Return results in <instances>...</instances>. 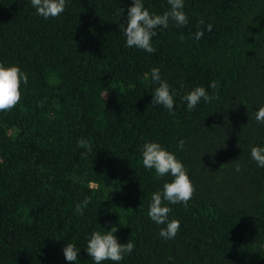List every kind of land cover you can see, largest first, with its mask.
<instances>
[{"label":"trees","instance_id":"trees-1","mask_svg":"<svg viewBox=\"0 0 264 264\" xmlns=\"http://www.w3.org/2000/svg\"><path fill=\"white\" fill-rule=\"evenodd\" d=\"M142 2L152 14L171 9ZM132 4L66 0L45 19L31 0H0V64L28 76L20 103L0 112V264H95L87 242L112 228L134 250L102 264H264V167L251 157L264 147V0H184L188 24L158 28L151 54L126 45ZM153 68L175 93L172 113L151 104ZM196 87L214 99L189 111L183 97ZM149 142L196 189L187 207L164 202L180 222L174 239L148 215L173 180L143 166Z\"/></svg>","mask_w":264,"mask_h":264},{"label":"clouds","instance_id":"clouds-1","mask_svg":"<svg viewBox=\"0 0 264 264\" xmlns=\"http://www.w3.org/2000/svg\"><path fill=\"white\" fill-rule=\"evenodd\" d=\"M171 6L170 11L162 15L152 14L144 6L142 0H133L132 6L127 11V26L124 27V35L126 37V45L146 51L147 53H155L156 49L152 46V38L157 35L158 28H168L170 20L178 27L186 26L188 18L183 11L184 0H168ZM31 6L36 9L39 16L48 18L59 17L66 9V0H31ZM123 11V10H121ZM204 23L203 20L200 21ZM212 25H207V30H212ZM203 37L202 31H197L195 38L197 40ZM151 79L158 84L153 93L151 104L153 106H161L170 113L174 108V95L170 90L167 81L161 79L160 69L153 68L151 71ZM27 85L28 76L21 71L18 66L5 67L0 64V112H8L16 107L21 101V84ZM214 93L218 92V84L213 81L210 84ZM186 102L187 109L192 111L203 100L210 102L214 99L204 87H196L183 97ZM256 120L264 123V107H260L256 112ZM184 141H179V148H183ZM81 147H87L86 141H78ZM251 157L259 167H264V147H253L251 149ZM143 166L147 169H154L157 177L171 175L173 180L163 185V192H156L152 196V202L149 207L148 215L150 219L157 225H165L160 229L159 235L165 240L174 239L180 229L178 220H169L171 208L165 206L168 204H183L188 206L195 192V187L183 165L176 156L164 149L159 143H145L142 152ZM236 171H240L237 165ZM90 203L89 198H85L82 204H77L76 213L84 214V208ZM117 229H111L104 232H93L87 242V254L92 257L95 264H102L103 261L120 262L124 256L130 254L134 250L132 241L119 243L114 233ZM79 249L75 244L68 243L63 249L65 259L69 262L77 260Z\"/></svg>","mask_w":264,"mask_h":264}]
</instances>
